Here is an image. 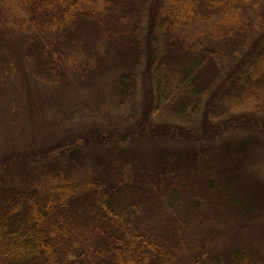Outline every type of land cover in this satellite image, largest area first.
<instances>
[{
    "label": "trees",
    "instance_id": "16d2710c",
    "mask_svg": "<svg viewBox=\"0 0 264 264\" xmlns=\"http://www.w3.org/2000/svg\"><path fill=\"white\" fill-rule=\"evenodd\" d=\"M154 2L145 27L146 69L140 71L144 48L139 34L149 0H0V89L14 85L24 73L25 57L38 79L63 82L66 88H88L95 76L99 93L102 82L111 88L107 104L113 108L122 109L145 91L146 110L137 126L108 135L95 132L91 141L171 134L208 142L192 152L157 147L164 154L157 168L124 162L81 183L69 163L59 167L50 161L39 172L31 171L32 164L57 155L73 160L78 156L72 152L75 146L31 147L5 156L0 169L21 170L19 186L0 181L1 264H202L203 258L212 264H264V247L256 244L264 241V181L244 168L256 140L232 137L220 150L209 146L234 125L230 116H264V31L252 42L247 19L248 8L254 7L256 27L264 30V0ZM202 24L210 25L212 36L235 43L232 56L247 54L227 77L228 49L214 50L201 34L180 32ZM152 31L161 50L153 48ZM110 71V82L100 79ZM202 110L201 135L173 125H157L145 133L152 116L190 121ZM6 124L0 122V133ZM208 205L223 220L258 223L246 226L245 236L227 240L230 235L219 230V241L199 240L202 254L188 230Z\"/></svg>",
    "mask_w": 264,
    "mask_h": 264
},
{
    "label": "rangeland",
    "instance_id": "374dc122",
    "mask_svg": "<svg viewBox=\"0 0 264 264\" xmlns=\"http://www.w3.org/2000/svg\"><path fill=\"white\" fill-rule=\"evenodd\" d=\"M154 0H149L143 11V28L139 34V40L144 48V60L139 67L140 71L146 69L148 57V33L145 29L149 25L151 19V9ZM256 9L249 7L247 11V19L249 21V29L251 32L252 42H256L264 30L256 27L255 23ZM139 16V15H138ZM137 16V17H138ZM159 17L158 14H156ZM156 17V20H157ZM156 20L154 24H156ZM155 27V26H154ZM209 24L195 25L189 30H181L182 34L196 35L201 34L208 47L219 50L226 48L230 51V58L226 64V77L233 73L238 66L242 65L247 59V54L241 52L231 55L234 42L225 41L216 38L210 34ZM153 32V31H152ZM156 33L153 32L151 41L153 48L161 50L163 48L161 40L155 38ZM234 43V44H233ZM3 52L10 57L11 51L4 46ZM252 57H248L251 60ZM246 62V61H245ZM22 67L24 73H20L14 79L15 84L2 87L0 89V122L7 123L6 128L0 133V159L9 154H20L24 150H32V148L41 149L50 145H68L72 148V152H76L78 156L64 155L54 156V158L42 160L38 164L31 165L33 173L41 170V165L50 161L63 167V164L69 163L76 176V183H81L92 176L98 175L101 170L109 169L115 165H122L124 162H134L135 167H158L159 159L164 155L158 148L170 147L175 153L177 150H185L192 152L197 146L207 144L205 141H198L195 138H182L180 135L172 136L171 134L155 136V139L144 136H131L123 142H107L98 143L91 141L92 134L103 131L104 134H114L115 131L127 130L137 126L143 119L145 108V91L140 90L137 97L121 108L111 107L109 95L110 87L103 86L104 82L98 84L101 87V93L96 90L95 76L89 79L88 88H82L77 84V88L64 86V83L50 82L38 79L34 75L30 61L23 57ZM238 70V69H237ZM100 76L101 73H98ZM114 75L110 71L101 80L110 82ZM13 82V83H14ZM17 87L18 92L14 89ZM91 87V88H90ZM106 88V89H105ZM16 92H9V90ZM3 90V91H2ZM240 116V117H238ZM229 121L234 122L230 128L223 130L214 142L209 146L212 149L220 150V147L228 139L241 140L246 137L255 139L248 151L247 160H245L244 168L247 173L253 175L259 180L264 181V116L258 113H245L242 115L230 116ZM225 124V121L220 122ZM148 127L145 133L157 125H173L187 128L193 135H201L203 133V110L197 114L192 120L188 121L180 116L174 117L169 114H160L152 116L147 123ZM140 131V128H139ZM86 137H90L87 143ZM79 144H74V142ZM86 141V142H85ZM224 141V142H223ZM32 147V148H31ZM158 147V148H157ZM212 151V150H209ZM177 153V152H176ZM180 154V153H178ZM82 158V160L79 159ZM0 169V181L13 182L19 186L16 180L20 173L18 167ZM30 171V170H29ZM2 182V181H1ZM211 205L205 206L201 212L195 217L190 224V238L197 251L205 254L203 246L199 240H211L220 237L217 231L227 232L230 237L245 236L248 233L244 230L246 226L258 223V219H251L253 222L242 224L239 221H232V218L223 220L220 215L216 216ZM219 218H221L219 220ZM210 219V221H207ZM212 227L213 229H210ZM216 232V234H213ZM259 244L264 247V241ZM224 247V243L219 246ZM202 264H212L207 258H203ZM1 264V261H0Z\"/></svg>",
    "mask_w": 264,
    "mask_h": 264
}]
</instances>
